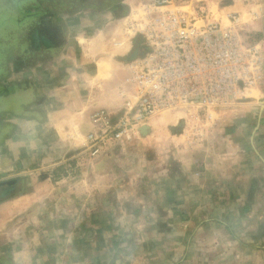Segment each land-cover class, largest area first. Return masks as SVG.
I'll use <instances>...</instances> for the list:
<instances>
[{"label": "crops", "instance_id": "obj_1", "mask_svg": "<svg viewBox=\"0 0 264 264\" xmlns=\"http://www.w3.org/2000/svg\"><path fill=\"white\" fill-rule=\"evenodd\" d=\"M93 4L73 8L65 26L52 25V52L0 56V89H7L0 97V182H14L0 187V255L7 257L0 264H137L123 257L131 249L145 256L138 264H264V96L240 103L197 149L174 148L183 138H158L168 141L162 168L160 158L145 164L123 151L88 158L93 112L106 109L114 119L122 110L107 94L108 64L91 68L90 13L100 10ZM230 7L258 14L249 16L251 29L264 34V3L233 0ZM166 117L151 127H174L177 118ZM74 166L76 192L59 196L69 177L56 176ZM28 187L33 191L16 195ZM138 206L141 215L129 212ZM144 221L149 227L134 243L126 223Z\"/></svg>", "mask_w": 264, "mask_h": 264}, {"label": "built area", "instance_id": "obj_2", "mask_svg": "<svg viewBox=\"0 0 264 264\" xmlns=\"http://www.w3.org/2000/svg\"><path fill=\"white\" fill-rule=\"evenodd\" d=\"M195 12L181 10L173 0L141 4L129 28L140 38L143 57L130 65V87L121 89V117L114 122L104 110L92 114L94 130L86 137L91 157L167 114L187 126L220 121L217 112L233 107L245 90L240 84L262 82L264 56L258 46H244L238 18L223 26L209 21L203 8Z\"/></svg>", "mask_w": 264, "mask_h": 264}, {"label": "rangeland", "instance_id": "obj_3", "mask_svg": "<svg viewBox=\"0 0 264 264\" xmlns=\"http://www.w3.org/2000/svg\"><path fill=\"white\" fill-rule=\"evenodd\" d=\"M55 1V0H54ZM54 1H52V6L55 7ZM85 1V2H84ZM110 0H99L100 3H102V9L97 10V12L90 13V23L94 25V27H90V56L91 59L93 58L95 60L92 61V66L94 69H97L95 64L96 62H106L109 66V74L108 77H105V82L107 91V94L110 96V99H114L115 102L122 104V110L119 115L114 116L115 118L112 119V113L109 112L106 109H97L93 112V114L98 113L99 111H106L107 115L111 118L112 121H117L121 115L123 114L125 100L121 97V89L124 87L126 90L130 87V85H127V79L130 77V65L143 57L144 48L141 49V41L140 38L137 36L134 37L131 29L129 28V21L135 19V17L140 12V6L147 0H115L117 1L114 6L110 5ZM241 1L244 4H253L255 6H262L264 3V0H236ZM90 3V0H57L56 2V10L58 12L56 21L62 22V26H65L70 21L69 18L73 17L75 13L71 12L73 8L78 6L81 8H86V3ZM107 2V3H104ZM233 0H173V4L180 8L181 10H185L189 13H195L199 8H203L208 15V20L211 22H219L223 26H228L230 24V20H232V17H236L239 20V35L242 39L244 46L246 48H253L254 46H258L261 50V53L264 56V34L262 31H257L251 29V23L253 17L255 19L258 18V14L256 13H250L252 16L251 19H249L250 14H248L246 11H238L237 9H231L230 5ZM98 3V1H97ZM109 3V4H108ZM54 4V5H53ZM122 5V6H121ZM103 6H108L107 9H104ZM120 6L123 7L120 9ZM62 8V11H60ZM25 12H30L32 9L24 8ZM69 10V11H68ZM62 12V13H61ZM53 19V20H54ZM83 19V17H82ZM254 22V21H253ZM57 23V24H58ZM35 24V20H26L21 23L20 26H23L29 28ZM56 24V23H55ZM54 27V26H51ZM58 27V26H57ZM4 30V34H6L10 28H13V25H8ZM2 28H0L1 30ZM20 29H18L19 31ZM48 30H53L48 27ZM12 31V29H11ZM15 49H11L8 53V56H14L18 51H20V43L16 44ZM138 49V55L135 59L131 61L126 60H120L118 56H129L135 49ZM142 52V53H141ZM16 56V55H15ZM263 69H264V61H263ZM103 82V80H101ZM0 83L2 81L0 80ZM3 85V84H2ZM241 88H244L242 92L238 94L237 100L235 105L233 107L229 106L227 108H224L220 110V112H217V116L220 115V121H203L201 124H196L193 126H187L184 124V122L179 121L178 119L175 122L174 127H165V128H153L151 127V123L158 119L152 120L149 124L143 126L140 128L139 132H135V135H132L130 140H117L114 141L112 144H110L107 148H105L98 157L104 156L108 158H113V155H116L117 153L125 152V157L132 156L134 154H140L142 156V159L145 161V164H148L151 161V159L160 158L158 166L159 168L164 167L166 165V154L168 150L167 143L168 141H165L166 143L163 144L165 138H169L172 142V136L183 138L182 142L176 141L174 148L176 149H197L198 146L202 145L206 140L212 138L213 135L216 134L218 131V128L224 124V121L226 118H229L231 114H233L234 110L238 108L237 106L247 101L249 98H255V95L260 93L264 96V79L261 83L256 84L252 87H244L242 84H240ZM264 98V97H262ZM1 115V114H0ZM6 114H3V117H5ZM166 116H173V115H166ZM166 116H161L159 118H165ZM215 114L213 115V118H215ZM92 117V115H91ZM177 118L176 116H173ZM167 118V117H166ZM91 119V118H90ZM0 120H2L0 116ZM91 124L92 120H91ZM171 124V123H169ZM144 127H149V131L146 134L141 133V129ZM94 130V125H93ZM92 130V131H93ZM90 131V132H92ZM89 132V133H90ZM88 133V134H89ZM87 134V135H88ZM87 137V136H86ZM158 138H164V140L160 143V139ZM87 140H85V146L83 149L87 152L88 158H93L90 156V152L87 151ZM169 146L172 148L173 144L170 143ZM175 149V150H176ZM158 155V157H157ZM95 157V158H98ZM115 157V156H114ZM107 158V159H108ZM94 159V158H93ZM118 158H116L117 160ZM153 161V160H152ZM151 161V162H152ZM79 167H72L69 169L68 173L65 174H58L57 177L62 179V177L68 178L66 181V184L62 187V190L59 191V196L64 195L65 193L68 194V196L73 195L74 192H76V189H71L74 187V184L79 182V179L77 175H80L78 173ZM46 174L41 173L39 176V179H46ZM55 177V176H54ZM1 178V177H0ZM72 178V180H70ZM3 182H0L2 184ZM72 184V185H71ZM70 185L72 187H70ZM80 185V184H79ZM87 184L82 183L80 187V195L85 198L88 194L87 189L85 188ZM4 185H0V187H3ZM85 186V187H82ZM144 184L140 186V190L142 193L144 192L143 189ZM66 187H70V189H67ZM66 188V189H65ZM29 191H33V188L28 187L25 189L18 190L16 192L17 196H21L23 194L28 193ZM113 191V190H111ZM35 192V190H34ZM46 191L40 190L37 191V195L41 194L44 195ZM90 192V191H89ZM36 195V196H37ZM90 195V194H89ZM142 206V205H140ZM140 206H138V212H136L134 209L129 210L130 213L134 215H141V213L144 211L140 209ZM88 206H85L84 208H87ZM68 208H71L69 206ZM116 223V224H115ZM147 223V226L149 227V222H140L139 226L138 224H133L132 222L127 225V229L133 235L132 241L135 243L136 234L137 232L145 228ZM155 223L156 222H152ZM162 223V222H160ZM121 225V222H115L112 221V225ZM165 222H163V225L165 226ZM113 225V226H114ZM123 227V228H125ZM134 230V231H133ZM135 237V239H134ZM1 244V242H0ZM132 251V249H131ZM127 252L123 257L124 259H127L129 261H135L134 263L143 262L145 257L144 255L141 256L140 253H134V252ZM7 257L6 254L0 255V263L6 262Z\"/></svg>", "mask_w": 264, "mask_h": 264}, {"label": "trees", "instance_id": "obj_4", "mask_svg": "<svg viewBox=\"0 0 264 264\" xmlns=\"http://www.w3.org/2000/svg\"><path fill=\"white\" fill-rule=\"evenodd\" d=\"M52 1L54 0H0V28H2L0 30V56H8L10 50L17 47V43H20V51L16 54H22L23 56L38 54L43 51L50 53L55 50V29L51 26L58 23L54 19L57 18L58 12L56 10L57 0L54 1L55 7L52 6ZM90 2H94L93 5L96 9H101L102 3L99 0H90ZM116 2L115 0L109 1L110 5L113 6ZM28 7L32 11L25 12L24 8ZM31 19L35 20L33 26L27 29L20 26L24 21ZM44 23H46L47 28L49 27L53 30H40L39 25ZM9 24L13 25V28H10L4 34L6 29L4 27ZM18 29L20 30L18 31ZM0 90H3L0 91V94H3L0 97L7 95V89L2 88Z\"/></svg>", "mask_w": 264, "mask_h": 264}, {"label": "water", "instance_id": "obj_5", "mask_svg": "<svg viewBox=\"0 0 264 264\" xmlns=\"http://www.w3.org/2000/svg\"><path fill=\"white\" fill-rule=\"evenodd\" d=\"M138 55V49L136 48L129 56H125V57H120V60H126V61H131L133 59H135ZM149 131V127H144L141 129V133L144 135ZM14 184V182H8L6 183V185H11ZM0 185H5V183H2Z\"/></svg>", "mask_w": 264, "mask_h": 264}, {"label": "flooded vegetation", "instance_id": "obj_6", "mask_svg": "<svg viewBox=\"0 0 264 264\" xmlns=\"http://www.w3.org/2000/svg\"><path fill=\"white\" fill-rule=\"evenodd\" d=\"M6 186V185H5Z\"/></svg>", "mask_w": 264, "mask_h": 264}]
</instances>
